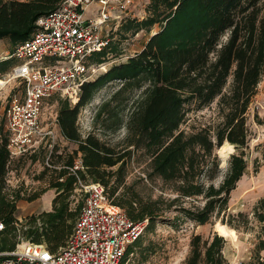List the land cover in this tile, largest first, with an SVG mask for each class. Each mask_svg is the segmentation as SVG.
I'll list each match as a JSON object with an SVG mask.
<instances>
[{"label":"trees","instance_id":"trees-1","mask_svg":"<svg viewBox=\"0 0 264 264\" xmlns=\"http://www.w3.org/2000/svg\"><path fill=\"white\" fill-rule=\"evenodd\" d=\"M60 2L0 0V39H8L12 47L28 39L36 30L37 19L56 10ZM145 12L140 20L124 19L120 24L123 30L133 32L149 31L157 25L158 30L143 48L84 82L73 105L67 99L58 101L60 133L76 146L69 153H51L50 163L61 166L51 170L50 188L57 194L52 199V209L33 218L28 226L16 225L13 213L17 197L8 198L4 192L11 160L7 138H0V222L4 224L0 252L12 250L18 234L33 242H44L51 251L62 246L82 204L81 198L71 207L68 199L79 182L100 183L130 219L147 220L119 264L129 258L138 264L148 260L155 248L147 234L159 224L178 228L184 220L204 224L218 219L235 226L231 216L226 220L224 214L230 193L247 168L248 109L264 76V0H148ZM106 49L89 59L103 62ZM113 79L122 85L149 81L142 106L128 119L133 131L131 143L144 148L150 158L149 176L159 178L174 193L172 197L140 195L125 180L124 158L129 152L116 150L92 132L81 136L76 124L79 109L99 86ZM215 99L218 122L192 126L190 131L180 129L191 109L207 107ZM100 113L101 110L95 112L94 118L98 119ZM253 121L264 124V116L254 113ZM224 142L232 144L234 151L221 167L217 150ZM78 156L80 164L72 172L67 167H73ZM262 161L264 164V151ZM49 168L46 166L41 176ZM185 200L192 203L186 206ZM253 215L260 228L245 264H264V195L254 206ZM225 245L226 239L217 232L208 238L192 234L182 264H228Z\"/></svg>","mask_w":264,"mask_h":264},{"label":"rangeland","instance_id":"rangeland-1","mask_svg":"<svg viewBox=\"0 0 264 264\" xmlns=\"http://www.w3.org/2000/svg\"><path fill=\"white\" fill-rule=\"evenodd\" d=\"M147 1L136 0L132 15L127 16L126 19H142L146 15ZM122 28L119 25L111 34L112 39L104 56L106 66L98 70L89 80H93L105 72L111 65L124 62L128 57L139 52L147 39L158 30L157 25L152 26L149 31L141 29L138 32H133V29L123 30ZM0 43V61H2L5 60L3 56L10 52L13 47L8 39H0ZM6 60L0 62V80L4 81L0 84V138L7 134L4 121L6 99L17 90V82L8 81L7 78H4L17 60L15 58ZM90 61L94 62L93 60ZM122 84L123 82L120 80L113 79L97 88L90 101L79 109L76 120L79 132L82 137L86 136L88 132H92L108 145L115 147L116 150L123 153L129 152L124 158L125 180L140 195L151 196L152 198L159 195L172 197L174 193L159 178L149 176L150 158L144 148H136L131 143L133 131L128 126V119L135 109L142 106V101L146 96V88L150 85L149 81L143 79L127 85ZM61 99L64 98L57 95L45 104L43 117L48 125V118L50 114H53L56 102L58 103ZM70 104L73 105L72 102ZM98 110H101V113L98 119H95L94 115ZM254 113L264 116V76L257 85L256 94L248 109L249 146L245 155L247 168L237 182L235 189L231 191L228 207L224 214L226 220L229 218L228 215L231 216L235 226L231 227L221 223L218 219L204 224L184 220L178 228L159 224L147 234V239L154 242L155 252L141 264H182L189 251V241L192 234H200L203 238H208L214 232L219 233L216 228L217 223L223 225L228 231V235H222L226 239L223 252L228 264H245L250 259L260 228L259 222L253 215V208L258 199L264 195V164L262 161L264 124H257L253 121ZM218 120L215 99L207 107L191 109L187 113L185 121L181 123L180 129L190 131L192 126L207 125L218 122ZM81 128H87V131L83 133ZM75 146V143L60 137L57 132L52 154L56 156V154L72 152ZM48 151L49 148L44 145L36 153L26 154L8 163L4 192L8 198L17 197L13 213L16 217L17 226H28L33 218H37L42 212L52 209V199L57 194L54 188H50V177L53 174L51 170L53 168L47 167L49 170L44 176H41L42 170L46 167L44 162ZM232 151L233 148L230 152ZM230 152L224 156L219 155L221 167L226 165L227 154ZM83 194L84 192L79 190V187L70 192L68 196L71 201L70 206L74 207L78 200L83 198ZM34 196L37 197L31 199ZM190 203L192 202L184 201L186 206H189ZM196 203L200 204V201ZM239 213L242 215H238ZM36 223L39 224V219H36ZM124 264L138 263L129 258Z\"/></svg>","mask_w":264,"mask_h":264},{"label":"built area","instance_id":"built-area-1","mask_svg":"<svg viewBox=\"0 0 264 264\" xmlns=\"http://www.w3.org/2000/svg\"><path fill=\"white\" fill-rule=\"evenodd\" d=\"M135 3L61 0L56 10L37 19L36 30L28 39L3 56L17 60L4 76L17 82V90L7 97L4 107L10 160L36 153L45 145L49 151L44 164L61 167L50 163L58 132V103L48 118L49 125L43 117L45 104L57 95L76 103L82 84L106 66L104 61L89 58L109 46L112 32L132 15ZM79 164L78 156L75 165L67 168L73 172ZM79 190L84 192L82 204L62 246L51 251L44 242L18 234L14 248L0 252L4 256L0 264H119L147 220L130 219L98 182H79ZM3 228L0 222V230Z\"/></svg>","mask_w":264,"mask_h":264},{"label":"bare ground","instance_id":"bare-ground-1","mask_svg":"<svg viewBox=\"0 0 264 264\" xmlns=\"http://www.w3.org/2000/svg\"><path fill=\"white\" fill-rule=\"evenodd\" d=\"M4 81L3 80H0V84L3 83ZM233 148V145L228 143V142H225L220 148H219V154L221 156H224L227 152H230ZM216 228L219 230V233L221 235H228V231L224 228L223 225H220L219 223L216 224Z\"/></svg>","mask_w":264,"mask_h":264},{"label":"crops","instance_id":"crops-1","mask_svg":"<svg viewBox=\"0 0 264 264\" xmlns=\"http://www.w3.org/2000/svg\"><path fill=\"white\" fill-rule=\"evenodd\" d=\"M0 48H1V43H0ZM57 130H58V134H59V136L62 137V138H64V137L61 135V133H60L59 126H58ZM64 139H65V138H64ZM65 140H66V139H65ZM67 141H68V140H67Z\"/></svg>","mask_w":264,"mask_h":264},{"label":"water","instance_id":"water-1","mask_svg":"<svg viewBox=\"0 0 264 264\" xmlns=\"http://www.w3.org/2000/svg\"><path fill=\"white\" fill-rule=\"evenodd\" d=\"M233 151H234V147H233ZM233 151H232V152H233ZM232 152H230V153H232ZM217 153H218V155H220L219 152H217ZM230 153H229V154H230ZM229 154H227V156H228Z\"/></svg>","mask_w":264,"mask_h":264}]
</instances>
